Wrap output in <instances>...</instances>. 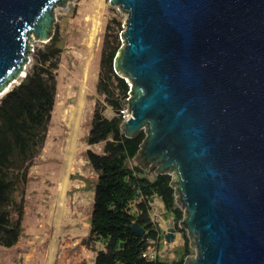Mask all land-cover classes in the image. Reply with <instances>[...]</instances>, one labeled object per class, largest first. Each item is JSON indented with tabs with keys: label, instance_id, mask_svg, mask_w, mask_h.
<instances>
[{
	"label": "water",
	"instance_id": "95a60500",
	"mask_svg": "<svg viewBox=\"0 0 264 264\" xmlns=\"http://www.w3.org/2000/svg\"><path fill=\"white\" fill-rule=\"evenodd\" d=\"M59 1L0 0V93L26 74L28 40L53 36ZM111 3L128 13L115 57L130 82L121 128L147 126L135 157L175 170L198 248L184 264H264V0Z\"/></svg>",
	"mask_w": 264,
	"mask_h": 264
},
{
	"label": "trees",
	"instance_id": "16d2710c",
	"mask_svg": "<svg viewBox=\"0 0 264 264\" xmlns=\"http://www.w3.org/2000/svg\"><path fill=\"white\" fill-rule=\"evenodd\" d=\"M122 20L114 16V24L108 23L102 46L97 88L104 101L98 100L95 105L87 141L103 142V148L86 149L97 176L90 231L82 243L96 251L95 264H184L195 250L187 230L180 226L185 212L177 203L173 174L135 164L133 158L146 130L142 128L137 135L128 136L121 128V110L130 95V82L115 68V57L122 45ZM65 39L59 20L53 36L48 41H38L26 74L0 97V244L4 246L15 245L24 231L30 169L48 135ZM108 105L115 115L105 114ZM156 197L163 201L184 237L172 259L144 254L150 247L160 249L164 240L163 229L151 214ZM135 223L143 232L133 228Z\"/></svg>",
	"mask_w": 264,
	"mask_h": 264
},
{
	"label": "rangeland",
	"instance_id": "374dc122",
	"mask_svg": "<svg viewBox=\"0 0 264 264\" xmlns=\"http://www.w3.org/2000/svg\"><path fill=\"white\" fill-rule=\"evenodd\" d=\"M54 14L55 23L60 20L66 38L57 75L56 102L45 145L30 169L23 234L13 246L0 244V264H47L50 252V264H95L96 251L82 243L90 231L89 218L97 176L88 161L86 149L102 151L103 142L89 144L87 134L97 101H104L97 80L107 25L109 22L114 24L115 16L123 19L124 29L128 13L111 0H64L55 4ZM120 38L123 44L121 33ZM38 41L36 36L28 40L32 51L27 53L29 59L24 71L31 63ZM119 72L128 78L125 72ZM23 76L12 82L9 88ZM2 95L0 93V97ZM104 112L108 116L116 114L110 105ZM133 162L155 170L160 164L152 159L145 165L141 156L134 157ZM174 171L171 172L177 180ZM176 199L185 212L178 191ZM151 214L164 234L161 248L153 249L163 258L176 257L184 237L175 227V239L166 241L165 233L175 225L159 197L155 198ZM180 226L190 236L195 250L190 256L195 257L198 253L195 237L182 221ZM98 247H103L101 242Z\"/></svg>",
	"mask_w": 264,
	"mask_h": 264
},
{
	"label": "built area",
	"instance_id": "2783aa9c",
	"mask_svg": "<svg viewBox=\"0 0 264 264\" xmlns=\"http://www.w3.org/2000/svg\"><path fill=\"white\" fill-rule=\"evenodd\" d=\"M121 111H122L124 119H127L131 115V110L129 106L127 105H125V107ZM144 254L151 258H154L157 253L152 247H150L147 251H145Z\"/></svg>",
	"mask_w": 264,
	"mask_h": 264
},
{
	"label": "bare ground",
	"instance_id": "6f19581e",
	"mask_svg": "<svg viewBox=\"0 0 264 264\" xmlns=\"http://www.w3.org/2000/svg\"><path fill=\"white\" fill-rule=\"evenodd\" d=\"M11 85V84H10ZM9 88V87H8ZM65 179V178H64ZM64 182V181H63ZM62 186H64V183H62ZM61 208V207H60ZM59 208V209H60ZM58 209V210H59ZM59 213H60V210L58 211V215H59ZM50 251H52V250H50ZM51 259H52V253L50 252L49 253V255H48V259H47V264H50V262H51Z\"/></svg>",
	"mask_w": 264,
	"mask_h": 264
}]
</instances>
